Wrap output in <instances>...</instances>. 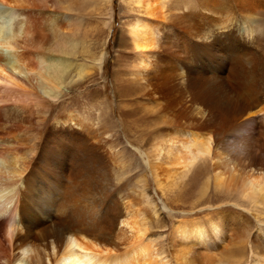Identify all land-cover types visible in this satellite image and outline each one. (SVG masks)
<instances>
[{"label":"bare ground","instance_id":"6f19581e","mask_svg":"<svg viewBox=\"0 0 264 264\" xmlns=\"http://www.w3.org/2000/svg\"><path fill=\"white\" fill-rule=\"evenodd\" d=\"M123 1L150 9V0ZM78 2L82 1L0 0V264H136L147 258L155 264H175L178 259H167L164 250L147 242L146 211L138 221L128 204L115 196L110 156L125 157V146L108 121L105 127L106 117L97 114V142L73 112L51 117L50 106L63 104L59 99L65 97L62 89L69 75L89 78L94 71L99 75L103 65L104 53L96 57L94 47L80 44L79 33L71 28L80 25ZM194 16L197 28L184 31L183 56H171L168 66L154 69L144 49L156 45L160 29L140 18L126 29V39L136 50L130 74L140 75L138 89L159 110L160 124L166 125L152 154L145 152L143 158L150 167L161 162L167 171L180 169L181 176L199 175L195 195L200 209L210 205L203 201L210 184L264 207V46L251 43L255 47L232 59L226 45L216 43L237 42L238 48L234 29L221 31L211 28L213 24L198 28L197 19L206 17ZM80 54L87 55L85 62L74 61ZM116 83L115 88H126ZM127 87L130 94L136 92ZM95 92L99 108L103 93ZM254 125L259 130L249 131ZM157 181L162 188L163 181ZM92 194L96 196L88 199ZM220 216L211 211L179 220L174 232L185 240L206 234L237 237L240 232L233 223H238L240 213L228 221ZM251 264H264V259Z\"/></svg>","mask_w":264,"mask_h":264},{"label":"rangeland","instance_id":"374dc122","mask_svg":"<svg viewBox=\"0 0 264 264\" xmlns=\"http://www.w3.org/2000/svg\"><path fill=\"white\" fill-rule=\"evenodd\" d=\"M81 1L77 3L79 6H76L79 8L77 13L79 12L81 19L80 25L76 24V26L70 27L79 33L77 40L80 44L94 47L96 57L104 53L103 65H101L99 75L95 73L97 71H94V75L89 78L79 80L75 73H71L66 79V87L62 89V94L65 97L59 99L64 100L63 104L50 106L51 117L64 111L73 112L74 115L78 116L77 119H83L84 129L87 133L92 134L90 136H93L92 140L95 139L93 140L95 142L99 140V131H96L97 114L101 113L103 117H106L104 118L105 127L108 121L111 126L109 129L116 130V136L125 146L123 151L125 157L120 154L110 156V166L113 169L112 184L116 187L115 196L120 202L128 204V209L133 218L141 221V218L148 216L149 219H146V224L149 227L147 230L149 241L147 242L159 250L162 249L161 251L164 250L163 253L167 259H171L173 262L178 259L175 264H191L193 261L194 264H206V259H209V264H251L253 261L264 259V207L262 204L239 200L237 195L227 194L223 189H215L210 184L203 201H207L211 206L200 209V205L196 206L195 195L196 186L200 182L199 175L197 178H191L189 175L181 176L180 169H173L176 171L175 173L171 171L172 174L166 169L169 167L161 164V162H157L156 167H152V164L150 167V163H146V158H143L146 156L143 153L152 154L153 146L165 132L166 125L160 124L159 110L154 109L152 101L145 98L143 91L138 89L140 88L138 78L140 75L134 74L132 76L130 74L129 64L132 62L136 50L132 49L128 43L130 40L126 39V29L134 18L147 20L146 22L155 25L160 29V32L156 36L155 48L149 49L147 47L148 49H144L146 50L145 59L149 61V64L152 62L151 68L153 69L160 64L168 66L167 63L170 62L171 56H183L184 31L191 26L196 27L192 21L193 16L203 13L206 19L203 17L197 19L198 28L213 24L210 26L211 28H219L221 31L234 29L233 36L238 41V48L235 46L237 42L230 44L217 42L216 46L226 45L227 54L233 53L232 59L237 56L243 57L245 53L242 50L255 47L253 44L250 45L251 43L264 46V0H150L149 13L146 8L128 6V3L123 0H109L108 3L106 0ZM154 5L155 8H153ZM153 13L154 15H152ZM148 14L150 15L147 16ZM104 22H110L109 26L103 27L102 23ZM85 45L84 49H80V51L85 50ZM86 56L80 54L74 61L85 62ZM184 56L188 58L186 54ZM151 68H148L150 73L152 72ZM120 78L121 80H119ZM116 81L122 83L121 87L126 86V88L121 90L115 88ZM127 86L136 89L135 94H130L132 92ZM95 90L103 93L100 94V109L96 103L99 100L94 95L96 94ZM105 95L107 96L106 100L103 98ZM148 107H151V110ZM129 112L133 114L129 115ZM52 120L55 119H50L45 125H50ZM83 122L81 121V123ZM256 126H251L249 131L256 132L258 128ZM175 168H179V166ZM140 170L143 171L142 176L141 174L140 176L137 175ZM166 172H170L168 175L170 179ZM142 178L145 180L144 182L141 181ZM156 178L160 182L163 181L164 189L157 185ZM95 196L96 194L87 195L88 199ZM148 200L156 208L157 216L151 213ZM142 210L146 211V216ZM211 211H219L222 221L235 219L237 212H239L241 217L238 218V223L234 222L233 225L237 230L239 229L240 234L234 237L224 233L212 238L210 237L211 234H206L198 240L194 238L185 240L174 232L179 220L201 218ZM254 217H257V221ZM189 249L192 253L187 256L185 253ZM123 250L125 251V248L121 251ZM204 255L207 258H204ZM202 259L205 261L203 262ZM148 262L155 264L153 258L140 259L139 263L136 264H147Z\"/></svg>","mask_w":264,"mask_h":264}]
</instances>
